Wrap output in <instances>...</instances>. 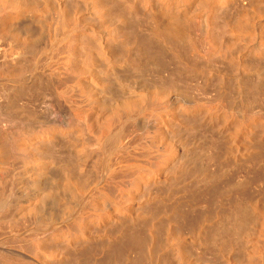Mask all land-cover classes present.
Returning <instances> with one entry per match:
<instances>
[{
  "label": "bare ground",
  "instance_id": "obj_1",
  "mask_svg": "<svg viewBox=\"0 0 264 264\" xmlns=\"http://www.w3.org/2000/svg\"><path fill=\"white\" fill-rule=\"evenodd\" d=\"M225 166L264 168V0H0V264H264Z\"/></svg>",
  "mask_w": 264,
  "mask_h": 264
},
{
  "label": "rangeland",
  "instance_id": "obj_2",
  "mask_svg": "<svg viewBox=\"0 0 264 264\" xmlns=\"http://www.w3.org/2000/svg\"><path fill=\"white\" fill-rule=\"evenodd\" d=\"M116 55H120V53H117ZM125 74H126V73H125ZM194 79H196V78H194ZM194 79H193V81H191V82H190V81H186V82H185V79H184V80L182 79V81H181V79L178 80L177 83L180 84V85L177 84V86L181 89V90L179 89L180 92L182 91L181 93H191L192 91L194 92L193 89H197V88H198V89L196 90L197 92L195 91V93L198 94V93H200V92H203V90H204V92H205L206 89H204V88H207L206 91L208 92V95H212L213 93L215 94V92H216V90H217V89H216V88H217V85H216L215 80H213V81L211 82V84H208V83H207V85H206V83H205L206 81H203L204 79H200V78L198 79V78H197L196 81H195ZM179 81H180V82H179ZM183 81H184V82H183ZM194 81H195V82H194ZM197 81H198L199 83H198ZM200 81H201V83H203V84H201ZM185 83H186V84H185ZM190 83H192L193 85H192V84L190 85ZM196 83H197V84H196ZM209 83H210V82H209ZM198 84H199V85H198ZM200 84H201V85H200ZM189 85H190V87H189ZM194 85H195V86H194ZM196 85H197V86H196ZM209 85H210L211 87H210ZM212 85H213V86H212ZM191 86H192V88H191ZM193 86H194V87H193ZM200 86H201V87H200ZM204 86H205V87H204ZM206 86H207V87H206ZM181 87H182V88H181ZM183 87H184V88H183ZM188 87H189L190 89H189ZM199 87H200L202 90H201ZM186 88H187V89H186ZM213 88H214V90H213ZM198 90H199L200 92H199ZM208 90H210V91H208ZM189 91H191V92H189ZM214 91H215V92H214ZM193 92H192V93H193ZM210 92H211V93H210ZM192 93H191V94H192ZM195 93H193V94H195ZM209 93H210V94H209ZM205 94H207V93L205 92ZM194 136H195V135H194ZM194 136H192L193 138H191V136H190V137L187 138V139H186V137H188V136H186V137L184 136V137H185V140L188 141V139H189V142H190V140H192L190 143L188 142L189 146L192 147V148L195 147V146H198V145H202V143L199 144V142H203L202 137H200L201 135L198 136V137H196V136H197V135H196L195 138H194ZM199 139H200V141H199ZM193 140H194V141H193ZM198 141H199V142H198ZM196 143H197V144H196ZM191 144H193V145H191ZM194 144H195V146H194ZM224 168H225V170H224ZM226 168H227V169H226ZM221 169H222V170H221ZM221 169H219V170H221L222 172H223V170H224V173H228V174H229L228 181L226 180V182H227L226 185H225V182H224V183L222 182V183H220L221 187H222V186L224 187V185H225V186H227V189L229 188L228 186H230L231 189H232L233 187H240V185L243 186V185L246 184L248 181H251V179L246 178V177H248L246 174L249 173V172L247 173V171L245 170L246 168L244 169V170L246 171V174H245V171L243 172V171H241V169H238V171L240 170L242 173H241L240 171H239L240 173H239V172L237 173V171H236V174H237V175L240 174L238 177H237L236 174L230 172V171H232L233 168H229L230 171H229L228 167H226V166H225V167H221ZM256 169H258V168L256 167ZM263 169H264V168H263ZM263 169L259 170V172H257V170H253V174H255L254 171H256V172L258 173V174L256 173L257 177H255V175H252L251 172L249 173V177H250V178H251V176H253V177H252V181H251V182H252V188H249V187H248V186H250L251 183H249V184L247 183L248 186H246V190L244 191V192L247 191V193H244V195H246V199H245V200L248 199V197H247V195H248V196H249V199H248L249 202H252V203L254 202V203H256V201H257V203L260 202L259 204H262V205H264V204H263V203H264V195H263L264 192L262 191V190L264 189V183L262 182L263 177L261 178V176H264ZM242 170H243V169H242ZM221 171H219L218 173H221ZM227 171H228V172H227ZM233 172H235V170H234ZM262 172H263V173H262ZM243 173L245 174V176H242V175H244ZM260 173H262V174H260ZM230 174H231V176H230ZM233 175H234V176H233ZM250 175H251V176H250ZM235 176H236V177H235ZM231 177H232V178H231ZM243 177L246 179V182H245L244 179H242ZM254 177H255V178H254ZM258 178H259V179H258ZM241 179L244 181V182L242 181L243 185H242L241 182H240ZM247 179H248V180H247ZM238 181H239V182H238ZM255 181H256V182H255ZM259 181H260V182H259ZM233 183H234L235 185H234ZM239 183H240V185H239ZM256 183H257V184H256ZM261 183L263 184V186H262ZM223 184H224V185H223ZM227 184H228V185H227ZM237 184H238V185H237ZM254 184H255V185H254ZM220 185H219V187H217V188H219L220 190L217 189V190H216V193H218L219 196L223 194V196H220V197H219L218 194H217L218 198L216 199L217 196L214 197V200H215V201H213V202L215 203V202L217 201L218 203L216 202V206H213L214 204H213V202H212L213 205H212V207H211L212 210L210 209V214L214 213V215H215V214H216V215L218 214L219 217H222L223 215H225V212L228 211L229 208H230V209L232 208V206L230 207L231 204H229V202H230V203H233V199H232V200L230 199V201H229V197L227 198V196H228V192H226V194H225V191H224V193H223V190H224L225 187L222 189V188H220ZM253 185H254V186H253ZM255 186H256V187H255ZM250 187H251V186H250ZM257 187H258V188H257ZM259 187H263V188H259ZM229 189H230V188H229ZM229 189H228V190H229ZM225 190H226V189H225ZM228 190H226V191H228ZM218 191H219V192H218ZM249 192H250V194H249ZM216 193H215V195H216ZM222 197H223V198H226L224 202H223L224 199L222 200ZM219 198H220L221 201L219 200ZM234 198H235V196H234ZM244 198H245V196H244ZM250 198H251V200H250ZM254 198H255V199H254ZM226 200H228V202H226ZM258 200H259V201H258ZM219 201H220L221 203L223 202V203H222L223 205H222ZM231 201H232V202H231ZM225 202H226V203H225ZM262 202H263V203H262ZM219 203H220V206H219ZM224 204H225V206H224ZM228 205H229V206H228ZM221 206H223V207L220 208ZM226 206H227V207H226ZM215 207H217V208L219 207V208H218L219 210H217V208H215ZM213 208H215V209H213ZM223 208H224V209H223ZM226 208H227V209H226ZM222 209L225 210V212H222L223 215L221 216L220 214H221V211H223ZM213 210H214L215 212H213ZM216 210H217V212H216ZM220 210H221V211H220ZM211 211H212V213H211ZM218 211H220V212H218ZM210 214H209V216H210L211 221L217 220V218L214 219L215 216H213V215L211 216ZM218 216H217V217H218ZM211 217H212V218H211ZM213 217H214V218H213ZM212 219H213V220H212ZM187 229H188V230H187ZM184 231H185L184 234H185L186 236H188V234H189V235H192V233H193L189 228H185ZM188 237H190V236H188ZM192 248H194V247H192ZM199 248H200V249H199ZM199 248H198V246H197V247L195 248L196 251H195L194 249H191V250L195 253L194 257H195V258L198 257V259H200V261H201V260L203 261L202 263H204V262L206 263V262L208 261V259L211 258V256H210L209 253H208V254H209V255H208L207 252H205V253H206V254H205L203 251H201V246H200V245H199ZM198 250H199V251H198ZM200 251L204 253V254L202 253L203 256L205 255L204 258H203V256H202V254H200V253H201ZM197 252H198V255H196ZM191 254L193 255V253H191ZM199 255H200V256H199ZM196 256H197V257H196ZM201 256H202V257H201ZM199 257H200V258H199ZM206 257H207L208 259H207ZM205 259H206V260H205Z\"/></svg>",
  "mask_w": 264,
  "mask_h": 264
}]
</instances>
